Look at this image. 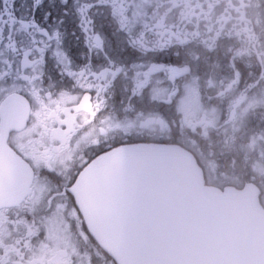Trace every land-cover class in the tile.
I'll list each match as a JSON object with an SVG mask.
<instances>
[{"label":"snow or ice","instance_id":"1","mask_svg":"<svg viewBox=\"0 0 264 264\" xmlns=\"http://www.w3.org/2000/svg\"><path fill=\"white\" fill-rule=\"evenodd\" d=\"M160 7L159 0H0V106L17 99L35 110L59 97L75 114L87 100L90 118L78 115L87 118L84 127L93 134L89 147L99 149L97 155L163 144L176 122L182 82L207 77L221 53L219 33H201L198 24L157 20ZM182 28L195 39L186 38ZM201 40L207 47L201 49ZM157 127L160 135H152ZM78 175L79 170L65 176L51 168L37 171V183L50 184L56 177V186L46 194L34 188L32 200L26 197L6 213L0 209L9 226L21 233V242L36 248L48 244L45 224L57 210L69 230L75 229V218L68 213L76 210L80 216L71 191ZM74 234L85 244L93 243L82 220ZM96 252L95 258L103 255ZM78 257L77 250L69 257L71 264H79ZM93 259L88 255V264Z\"/></svg>","mask_w":264,"mask_h":264},{"label":"flooded vegetation","instance_id":"2","mask_svg":"<svg viewBox=\"0 0 264 264\" xmlns=\"http://www.w3.org/2000/svg\"><path fill=\"white\" fill-rule=\"evenodd\" d=\"M159 2L161 7L156 13L157 20L167 23L175 21L182 26L198 24L201 33L206 29H211L214 35L219 33L220 62H216L214 58L207 77L201 76L197 79L192 76L182 82L181 94L176 98V102L185 95L187 98L182 104L190 103V99H200L204 106L218 108L221 123L226 127V134L220 135L218 130L197 127L199 121L212 125L204 116L198 122H191L184 114L176 112V122L172 125L171 132L164 134L163 144L178 145L190 151L202 170L206 185L220 189L231 185L240 189L246 183L254 184L259 189L258 200L264 208L262 186L264 106L245 107L250 94L264 89V68L260 61L255 62V53L249 52L250 40L247 37L241 41L238 39L242 29L237 28L242 24L261 23L264 0H159ZM181 30L186 32V29ZM186 38L195 39V36L186 32ZM200 44L201 49L207 47L203 40ZM239 45L242 48H239ZM233 62L235 68L229 70ZM236 69H239V72H236ZM191 81L193 85L191 89H187L185 86ZM242 112L244 113L240 115ZM79 113H87L90 118L91 106L87 100L79 105L75 114L70 113L69 107L59 97L49 105L35 110L17 99L0 106V209H3L4 213L21 206V201L26 197L32 200L34 188L38 193L46 194L49 187L56 186V177H51L50 184L46 180L37 183L35 176L37 171L51 168L61 176H65L69 170L73 174L79 170L80 174L99 156L97 155L99 149L89 147L93 134L90 127H84L87 118L79 119ZM230 121L234 128L228 125ZM152 135H160L158 127ZM185 139L194 141L206 152L214 151L215 154H212L221 168L229 167L232 171L225 173L224 176L216 168L217 172H214V175L219 178H211L200 156L185 144ZM256 149L260 152L257 159L254 157ZM229 151H234L235 154L233 153L228 161ZM212 154L208 156L212 157ZM85 160L90 162L81 170ZM256 164L262 168L260 174L255 172ZM42 174L47 176L48 172L43 171ZM228 176L230 177L227 178ZM62 198L58 197V200ZM78 211L80 213L79 207ZM68 215L75 218V229L69 230L64 216L57 210L49 219L52 223L50 225L53 226L50 229L54 230L48 237L53 240L36 248L27 240L21 242V233L17 232L14 225L10 227L7 216L0 213V264H71L69 257L77 250L79 264H88V255L94 256L93 264H105V256L116 264L95 240L92 244L77 240L74 232L79 230L80 222L82 220L84 223V220L81 213L79 217L76 216V210L70 211ZM25 227L30 234H34V228L30 225ZM45 228L48 233L47 223ZM86 231L89 233L87 226ZM55 242L59 244L53 246ZM97 249L103 253L99 258H95Z\"/></svg>","mask_w":264,"mask_h":264},{"label":"water","instance_id":"3","mask_svg":"<svg viewBox=\"0 0 264 264\" xmlns=\"http://www.w3.org/2000/svg\"><path fill=\"white\" fill-rule=\"evenodd\" d=\"M71 191L90 235L116 264H264L258 187L206 185L178 145L99 155Z\"/></svg>","mask_w":264,"mask_h":264},{"label":"rangeland","instance_id":"4","mask_svg":"<svg viewBox=\"0 0 264 264\" xmlns=\"http://www.w3.org/2000/svg\"><path fill=\"white\" fill-rule=\"evenodd\" d=\"M258 1V0H257ZM264 9V8H263ZM262 9V11H263ZM237 28L242 29V33L238 36V39L241 41L243 38H248L250 40L249 45V52L255 53L254 54V60L255 62L261 63L262 67L264 68V14L263 19L261 23L256 24H242L238 25ZM239 48H242L241 45H239ZM259 73V71L257 72ZM255 73V74H257ZM258 76V74H257ZM264 80V79H263ZM261 82V81H260ZM193 85V82L191 81L188 83L185 87L187 89H191ZM187 98V95L185 97H181L177 100L176 106H175V112L184 114L191 122H198L202 116H204L205 120L210 122L212 125L208 123H203L202 121H199L197 123V127L199 128H205L206 130H218L220 132V135L226 134V127H224L223 123H221L220 119V111L216 107H210V106H204L200 99H190V103L182 104L184 100ZM248 104L245 107L251 106V105H261L264 106V89H259L254 91L252 94H250L248 97ZM244 112L240 113L242 115ZM243 121V120H242ZM228 125L233 124L228 122ZM238 124H236L237 126ZM235 126V127H236ZM234 128V126H233ZM256 139V137L254 138ZM185 144L191 147L193 150L196 151V153L200 156L201 162L205 164V166L208 169V172L210 174V177L213 179L219 178L216 174L214 175V172H217L216 168L218 169V172L225 176V173L231 172L232 170L229 167L223 166V169L221 168L220 164L215 160V154L214 151L210 152L207 150V152L200 148L199 145H196L194 141H187V139L184 140ZM234 145V144H231ZM235 148V147H234ZM241 146L239 147V149ZM222 152V151H221ZM212 154V157H209V154ZM235 154L234 151H229L230 157H228V161L232 158V154ZM258 149L254 151V157L259 155ZM255 172L256 174H260L262 172V168L259 164L255 165ZM216 177V178H215ZM228 176L227 178H229ZM212 180V179H211ZM264 187V185H262ZM50 221V220H49ZM48 221V222H49ZM48 236H51L54 229H50L52 224L51 222L48 223ZM49 241H52L53 239H50L48 237ZM57 242L53 243V246H57Z\"/></svg>","mask_w":264,"mask_h":264}]
</instances>
